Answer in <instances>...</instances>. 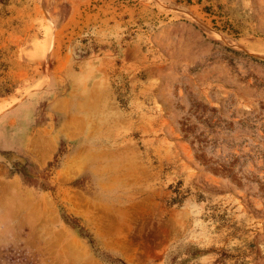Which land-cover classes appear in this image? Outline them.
I'll use <instances>...</instances> for the list:
<instances>
[{
	"label": "rangeland",
	"instance_id": "rangeland-1",
	"mask_svg": "<svg viewBox=\"0 0 264 264\" xmlns=\"http://www.w3.org/2000/svg\"><path fill=\"white\" fill-rule=\"evenodd\" d=\"M0 264H264V0H0Z\"/></svg>",
	"mask_w": 264,
	"mask_h": 264
}]
</instances>
